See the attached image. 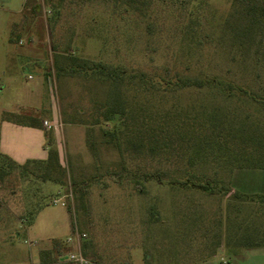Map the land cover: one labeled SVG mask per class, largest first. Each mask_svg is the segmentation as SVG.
<instances>
[{"label":"rangeland","instance_id":"1","mask_svg":"<svg viewBox=\"0 0 264 264\" xmlns=\"http://www.w3.org/2000/svg\"><path fill=\"white\" fill-rule=\"evenodd\" d=\"M237 9L234 0H0V77L15 65L21 81L7 94L0 91V110L8 99L17 108L16 103L30 100L31 90L36 92L34 85L40 86V96L32 101L38 108L34 117H55L48 130L67 180L66 185L43 181L30 173L32 164L27 173L14 169L0 179V264H37L53 239L65 243L58 260L66 261L75 249L66 239L75 230L85 234L82 253L98 264L103 263L96 255L115 244L119 260L134 253L133 264L188 262L216 248L225 251L210 256V264H264L258 250L238 258L229 253L240 248L231 241L240 235L264 241V169L190 166L187 152L179 148L138 153L122 130L135 126L130 115L166 113L176 102L183 108L223 106L262 120L264 110L238 92L225 97L213 88L140 90L134 79L121 93L127 106L124 126L118 115L110 121L101 115L109 81L95 72L71 71L67 58L119 65L148 77L167 72L216 77L262 94L264 27L234 36L235 28L245 24L231 18ZM23 21L32 25L38 42L36 49H26L36 56L33 61L13 54L30 42ZM11 35L18 39L10 41ZM9 54L15 58L8 60ZM60 65L67 70L58 73ZM19 116L24 120L27 114ZM113 128L118 147L106 144L102 135ZM191 172L215 175L220 183L211 193L168 183ZM156 173L161 183L151 178ZM71 180L85 181L84 194L73 189Z\"/></svg>","mask_w":264,"mask_h":264},{"label":"trees","instance_id":"2","mask_svg":"<svg viewBox=\"0 0 264 264\" xmlns=\"http://www.w3.org/2000/svg\"><path fill=\"white\" fill-rule=\"evenodd\" d=\"M234 1L238 9L234 11L231 18L237 20L236 22L245 21L244 25L241 24L235 28L234 36L249 35L258 24L264 27V0ZM34 6L36 4L31 5V7ZM28 12L35 13V11ZM14 39L17 40L18 36L11 35L9 38L12 42L15 41ZM52 52L55 51L53 50ZM57 56L55 55V57ZM67 58L69 59L68 67L71 71L77 70L75 69L76 67L79 70L95 72L97 75L102 76L103 79L109 81L110 87L106 99L107 107L101 112V115L107 121L118 115L124 121V126L126 125L125 120H127V106L126 100L121 93L134 79L137 80V87L140 90L165 91L168 89L213 88L217 92L224 94L225 97L233 95L232 92H238L239 96L251 99L261 110H264V92L262 94L249 93L241 86L216 77L183 76L178 73L170 75L168 72L162 76L148 77L142 72L128 71L125 67L119 65L111 66L106 63H90L87 60L78 61L74 56ZM55 60L57 61L56 58ZM61 70L66 71L67 69L60 65L57 68V72L60 73ZM119 87L120 92L118 90ZM170 108L166 113L142 114L140 118L137 114L135 116L133 114L132 117L130 115L131 120H136L135 126L126 125L122 130L123 132L126 131L124 140L130 145L132 150L138 153L146 151L151 155H156L166 149L170 151L181 149L187 152L190 166L198 163L203 166L210 164L214 165V167H227L230 169H264V118L262 120L247 113L240 116L232 112V110L228 111L226 107L216 105L199 104L183 108L176 102ZM16 117L17 115L14 113H2L3 119L18 121ZM115 132V128L112 131L104 130L102 135L106 144H113L118 147L120 142ZM45 138V146L47 148L45 159H28L23 163H17L7 155L0 153V179L14 169H20V171L27 173L29 172L27 170L28 165L32 164L33 171L30 173L34 174L36 172V175L41 180L51 181L58 185H66V175L60 162L51 130H45ZM91 146L93 147V145ZM182 173L180 178L168 179V183L180 187L199 189L206 193L213 192L220 183L215 175L208 177L205 173L196 174L191 172L184 175ZM151 178L158 183L162 181L161 175L157 173ZM69 183L74 190L76 189L81 194H84L86 190L85 181L76 183L71 180ZM220 188L222 189V187ZM32 222L33 219H29L27 225ZM252 229V231H256L254 228ZM246 235H240L239 239L234 238V240H231L234 243L233 246L264 244V241H261L260 238L252 237V234L249 233ZM64 244L58 239H53L50 247L41 251L37 264H75L67 259L66 261L58 260V257L64 255L67 250ZM227 246L232 247L229 243H227Z\"/></svg>","mask_w":264,"mask_h":264},{"label":"crops","instance_id":"3","mask_svg":"<svg viewBox=\"0 0 264 264\" xmlns=\"http://www.w3.org/2000/svg\"><path fill=\"white\" fill-rule=\"evenodd\" d=\"M9 11H14V10L9 9ZM23 12L24 11H19V14L22 15ZM28 19H30V16L27 17V20ZM26 24L27 21L22 22L23 29L29 31V37H30L29 45L28 47H17V50H15L13 54H15L17 57L32 59L33 61L36 58V56L30 54V51L29 50L27 51L26 49L27 48L32 50L36 49V47L38 46V42L36 39L32 38L33 37V35L31 34L32 25H29V23L27 25ZM14 45L16 44L14 43ZM12 58L15 57L9 54L8 60H11ZM33 63H35V61ZM15 69H16L15 65L11 66L10 68L7 67L6 69L7 74L4 72L3 73L4 77H0L1 92L7 94L8 90H10L9 88H11L10 87L11 84H16V85L21 84V81H18V78H16V76L14 75L16 71ZM33 88L34 89L36 88L37 90L36 92L32 90L30 91V96H29L30 100L26 99L21 104L16 103L15 104L17 106L16 108L15 106H13L14 102H11V99H8L6 104L3 106L2 110H0V153L7 155L17 163H23L28 159H36V160L45 159L47 156V148L45 146L46 143L45 130L49 129L50 126L55 125V117L54 118L41 117L40 119L34 117V114L37 112L38 108H37V104H35V102L32 101L34 100L35 97L36 99H38V96H40V90H39L40 86H38L37 84L34 85ZM3 112L14 113L17 116L26 113L27 116L24 120L21 119L19 120L17 118L18 121H14L12 119H3L2 118ZM43 121H47L48 125L47 126L44 125ZM119 246L120 245L115 244L113 245L112 248H110V250H105V252L98 253V255H96V259L102 261L103 264H133L134 253H132V251L130 253H126L128 255H126L125 259H121V260L118 259ZM238 247L240 248H238L237 250L229 251V253L235 258L241 257L242 252H246L250 250H258L259 252L258 255L261 254L260 256L264 257V244L257 246L240 245ZM218 251H225V250L216 248L204 258L191 260L188 262H175L173 264H210L209 262L210 256L215 255ZM138 264H144L143 260H141Z\"/></svg>","mask_w":264,"mask_h":264},{"label":"built area","instance_id":"4","mask_svg":"<svg viewBox=\"0 0 264 264\" xmlns=\"http://www.w3.org/2000/svg\"><path fill=\"white\" fill-rule=\"evenodd\" d=\"M44 125H48L47 121H43ZM57 200H53L54 204L57 203ZM62 203V202H61ZM63 204V203H62ZM85 236L84 233H79L77 230H75L74 234L66 239V242L68 244H71L75 247L73 251H70L67 254V260L75 263V264H98L96 261L88 258L85 256L80 247V240Z\"/></svg>","mask_w":264,"mask_h":264}]
</instances>
